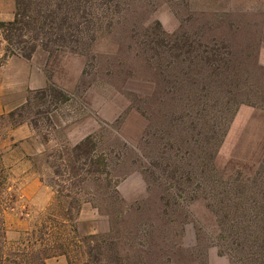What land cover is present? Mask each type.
<instances>
[{
  "label": "rangeland",
  "instance_id": "374dc122",
  "mask_svg": "<svg viewBox=\"0 0 264 264\" xmlns=\"http://www.w3.org/2000/svg\"><path fill=\"white\" fill-rule=\"evenodd\" d=\"M125 1L85 54L34 49L45 85L0 115V239L7 249L63 243L66 257L45 264H231L233 233L217 239L218 219L239 199L255 202L234 198V186H264V0ZM174 38L179 51L166 46ZM0 44L5 58L18 57L1 30ZM166 49L179 78L186 57L204 77L199 58L223 49L245 84L225 112L222 94L171 90L149 66L156 57L162 66ZM46 86L66 100L46 104L34 94ZM85 137L104 174L69 155Z\"/></svg>",
  "mask_w": 264,
  "mask_h": 264
},
{
  "label": "trees",
  "instance_id": "16d2710c",
  "mask_svg": "<svg viewBox=\"0 0 264 264\" xmlns=\"http://www.w3.org/2000/svg\"><path fill=\"white\" fill-rule=\"evenodd\" d=\"M164 1L171 2L172 0ZM142 2L148 3L146 0H142ZM121 8H126L125 0H13L12 19L8 22H0L1 38L6 44V49L14 46L18 56L25 60L30 58L36 47L47 53L65 51L83 55L95 40L96 33L100 29H108ZM159 36H164V34L160 32L156 35L152 43L153 49H150L153 52L159 50V47H163ZM179 43L180 41L174 38L171 42H167L166 46L170 50L179 51L182 48ZM203 52L211 53L212 50H204ZM168 53L166 49L162 66L156 56L155 61L152 60L153 63H149L150 68L156 71L160 82L165 86L167 85L171 90L181 83L185 84L187 88L195 87L202 96H205V99L208 98L207 94H222V97L225 98L223 112L226 111L227 103L230 104L236 99V94L233 91L240 86L239 83L245 84V78L241 79V76L237 74L239 62L230 60V57L226 59L229 53L223 49L222 55L224 57L212 55L210 58H199L201 66L210 70V73L206 70L207 74L204 77H200L196 71L192 73L194 62L189 57L183 61L185 67L184 70L180 71L181 77L176 76L174 74L176 57L172 55L171 59ZM188 53L186 52V55ZM246 76H249V73L246 72ZM28 94L29 98L27 97L25 100V105H28L30 95H32L31 93ZM34 94L39 95L42 100L44 99L43 101L47 98L46 104H49V97L51 101L62 102L66 100L65 95L59 90L49 86L36 91ZM242 102V104L252 106L248 100ZM94 150L95 145L91 143V138L85 137L69 150V155L75 157V154L79 153L83 159L88 161V164L90 163L89 165L96 166V168L100 167V172L104 174L105 165H103L101 156L98 157L99 162H91V158L95 157L92 155ZM198 160L201 162V157H198ZM152 168L153 170H160V165L153 162ZM83 172L89 174L92 170L86 169ZM144 173L146 172L142 171L141 174L144 175ZM153 174L148 173L151 179ZM204 175L205 170L201 165L196 171L197 180H204ZM232 190L231 194L234 198L245 195L252 197L255 202L249 204L246 199H239L234 203L232 206L234 214L227 218L225 213L221 219H218L217 239H225L224 233H233L229 236L232 240L231 246H233L231 250L233 263L231 264H264V203L259 204L258 202L260 197H264V186L262 188H250L247 185L238 184ZM74 206H68V209H64L65 214L63 216L65 217L63 218L68 216L69 210H77L78 206ZM65 221L67 219L60 221L59 224L63 225ZM230 224L235 228L234 232L231 230ZM54 228L56 226H51L52 230H55ZM50 235L49 232V237ZM88 240L90 242L95 239L90 237ZM84 242L86 241L84 240ZM5 245L4 238L1 237L0 264H45L44 261L48 258L59 255L66 257L63 243L49 242L47 247L41 245L42 247L34 248L31 245V247L21 249L17 247L7 249ZM87 256L90 258L89 253Z\"/></svg>",
  "mask_w": 264,
  "mask_h": 264
},
{
  "label": "crops",
  "instance_id": "0c3cea01",
  "mask_svg": "<svg viewBox=\"0 0 264 264\" xmlns=\"http://www.w3.org/2000/svg\"><path fill=\"white\" fill-rule=\"evenodd\" d=\"M12 14L13 0H0V22L10 21ZM33 58L34 52L25 60L19 56L5 58L0 51V115L20 104L23 92L45 85L44 78L39 75V68L31 63ZM257 60L264 62L260 53Z\"/></svg>",
  "mask_w": 264,
  "mask_h": 264
}]
</instances>
